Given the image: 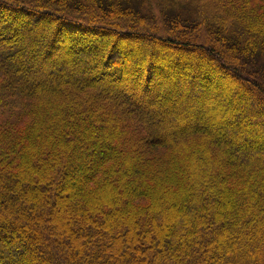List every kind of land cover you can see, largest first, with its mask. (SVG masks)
I'll return each mask as SVG.
<instances>
[{"label": "trees", "instance_id": "1", "mask_svg": "<svg viewBox=\"0 0 264 264\" xmlns=\"http://www.w3.org/2000/svg\"><path fill=\"white\" fill-rule=\"evenodd\" d=\"M0 264H264V0H0Z\"/></svg>", "mask_w": 264, "mask_h": 264}, {"label": "rangeland", "instance_id": "2", "mask_svg": "<svg viewBox=\"0 0 264 264\" xmlns=\"http://www.w3.org/2000/svg\"><path fill=\"white\" fill-rule=\"evenodd\" d=\"M132 53H133V51L131 52V51H126V52H124V54H130V55H132ZM178 53V52H177ZM176 53V54H177ZM175 54V53H174ZM180 55H182V56H185V54L184 53H181ZM193 61H189V64H187V65H185V66H183V65H181V64H179V63H176L175 64V66H173V67H175V69H177L178 71H182V69H184V67H186V68H189L190 69V66L191 65H193V63H192ZM218 71V70H217ZM181 76V75H180ZM183 77L184 76H182L181 77V79H183ZM222 80H224V81H227V78H226V75L225 74H222V73H218L217 75H215V76H213L212 78H211V82H215V84H216V82L217 81H222ZM165 83L164 84H168L169 82H170V80L168 79H165V81H164ZM174 85H178V83H174ZM208 87L210 88V87H212V85L211 84H209L208 85ZM231 90V89H230ZM197 91H198V93H199V91H200V88H197ZM233 92H234V94H235V90H233ZM203 93V92H202ZM201 93V94H202ZM187 94H189V93H187ZM206 95H204L206 98H209V99H211V97H212V93H211V91H208L207 93H205ZM192 95V97L194 96V94H191ZM200 95H195L194 96V98L195 99H192V104H194L195 103V100H196V98H198ZM208 99V100H209ZM208 104H210V102L208 103ZM194 107V106H193ZM210 111V110H209ZM230 119L231 120H233V121H237V117H235V116H233V117H230ZM229 119V120H230ZM228 120V121H229ZM244 141H248V138H244Z\"/></svg>", "mask_w": 264, "mask_h": 264}]
</instances>
